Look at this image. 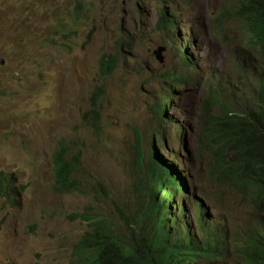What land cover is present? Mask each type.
<instances>
[{"label": "rangeland", "instance_id": "rangeland-1", "mask_svg": "<svg viewBox=\"0 0 264 264\" xmlns=\"http://www.w3.org/2000/svg\"><path fill=\"white\" fill-rule=\"evenodd\" d=\"M157 1L0 0V173L11 174L16 188L0 195V264H70L88 229L75 213L118 221L103 188L129 215L143 212L147 185L137 164V132L147 162L155 149L168 162L179 159L189 181L190 222L197 223L198 198L209 202L208 214L225 223L226 234L258 218L210 174V84L239 111L255 105L264 77L240 16L217 19L234 12L237 1L177 0L178 34L185 48L187 39L192 44L193 70L182 66L178 41L159 30ZM79 3L85 15L75 22ZM160 47L163 63L154 54ZM110 58L107 75L103 61ZM171 72L194 81L173 83ZM165 98L170 103L160 116L157 103ZM223 113L220 107L213 116ZM62 145L70 146L69 158L81 157L80 190L73 194L54 190L53 156Z\"/></svg>", "mask_w": 264, "mask_h": 264}, {"label": "trees", "instance_id": "trees-1", "mask_svg": "<svg viewBox=\"0 0 264 264\" xmlns=\"http://www.w3.org/2000/svg\"><path fill=\"white\" fill-rule=\"evenodd\" d=\"M242 1L248 7H254L252 33H257L260 57L264 59V0ZM161 27L168 28L165 18H161ZM210 100L209 112L213 105H220L219 99ZM257 100L260 105L258 110L221 121L220 133L216 137L219 146L214 150L221 161L214 171L219 184L228 186L244 198L258 216L256 228L250 229L241 238L239 247L235 246V255L244 264H264V80L260 82ZM69 150L66 145H62L54 154V190L58 192L79 191L76 175L80 171V159H68ZM151 170L150 182L157 181L152 186L154 191L148 203L151 229L144 232V226L140 223L132 224L130 218L122 212L119 224L97 217L90 210L75 214V219L82 218L88 223V230L74 247V258L70 264H209L227 255V241L215 230L211 218L200 203L197 216V233L200 237L195 236L194 228L188 223H181L184 228L182 233L170 231L167 223L171 215L163 214L164 209L159 205L154 192L163 190L164 197H174L180 193L179 180L175 179L160 159L152 163ZM163 182H166L164 187ZM12 183V175L0 173L1 194L14 192ZM123 229L131 239L124 237Z\"/></svg>", "mask_w": 264, "mask_h": 264}, {"label": "clouds", "instance_id": "clouds-1", "mask_svg": "<svg viewBox=\"0 0 264 264\" xmlns=\"http://www.w3.org/2000/svg\"><path fill=\"white\" fill-rule=\"evenodd\" d=\"M188 1L189 0H186V2H188ZM236 1H237V8L235 9L234 12H221L220 14H218L217 19L220 22V24H223L222 19H225L226 17L232 18L234 16H240V19L243 21V23L246 26L244 32H245V36L247 37L248 44L256 52V54L258 55V58L263 62L262 66L264 67V59H261V57H260V54H261L260 50L261 49L259 47V40L257 38V33H255V34L252 33L251 18H252V13H253L252 10L254 9V7H251V6L248 7V5L245 4L242 0H236ZM182 6L183 5L177 0H159V1H157L155 3V9L157 10V14L159 17L158 28H159V30H161L165 34H169L170 38L173 41H178V43H179V53L178 54H179V60L181 61L182 66L187 70H193V69H195L196 65L193 62L192 56H190V53L187 49L188 45L192 46V44H191L190 40L187 39L186 40L187 48H185V46H183L181 44L179 34H178V29L180 27L179 14L178 13H179V9ZM84 11H85V9H82L81 3H79V5L76 6L75 12H74L75 19H76L75 22H78L79 20H81L83 18V16L85 15ZM139 11H141V10L139 9ZM161 18H165L166 23L168 25L167 29H164L161 27ZM164 50H165L164 47H160L154 52L156 59L160 63L164 62V56H163ZM112 60L113 59L110 58L108 60L105 59L103 61V70H108V72L104 71L105 74H107V75L112 73V71H111ZM2 62H3V64H5V61H2ZM184 73L183 72L179 73V74L172 73V77L169 78V80L173 83H180V84H184V83L186 84L188 82L194 81V79H192V77L189 73H185V74ZM262 80H264V77L259 79L258 89L260 88V82ZM210 85H211V87H210L211 88V96L209 97L208 103H211V100H210L211 98L220 100V105H216V106L213 105L212 111L209 112L208 108L206 109V114L209 116L211 123H212V131L210 133H208V136H207V139L209 141L208 153L210 154L211 163H212V166L210 168V174L213 177V179H215V181L217 183H219V178H218L217 174L216 173L214 174L215 169L221 163L219 156L216 155L214 152V150L219 146L218 139H216L217 135L220 133L219 124L221 123V121H223L227 118H231V117L232 118H239V117H242L244 115V113H246L248 111H256L259 109L260 105H259V101L257 100V93H258V90H257V93L255 94L256 97L254 100L255 101L254 106H252V107H241L240 106V107H238L239 111H235L233 108L228 107V105L223 104L222 98H221V96L218 95V92H217V89L215 88V86L213 84H210ZM98 96H99L98 94H96L95 97L93 96L94 103H97L99 101ZM169 103H170V99H168V98H165L162 102H158L156 112L160 116L164 115L163 111L164 112L166 111ZM241 104H243V103H241ZM220 107H223V109H224L223 115L213 116L214 111ZM88 123H90L96 130L101 129V126L98 124H94V123L90 122L89 120H88ZM156 134L157 133H155L154 135H156ZM66 146L70 149L69 145H66ZM136 149H137L136 153H137L138 169L140 170V172L142 173V176L144 177V183H146V185H147L146 191H145V204H146L145 209L143 212L139 213L138 215L131 216L127 212L123 211L121 208H118L115 205V203L111 200V196L106 192L105 188L101 189L102 192L105 194L106 202L111 203L117 212L118 221L116 224L121 223L119 217H120V212H122L123 214H126L130 218V221L132 224L140 223L141 226H144L145 227L144 232H147L151 229L152 221H151V215L148 212V203L150 201L149 197L151 196L152 191H154V190H152V186L156 185L157 181H155L153 183L150 182L149 173L152 171L151 170L152 163L153 162L156 163L160 159L164 163L167 170L173 174L175 179L179 180L180 193L174 197H168V198H167V196L164 197L163 190H161V192H157V191L154 192L159 205L162 206V208L164 209L163 214L168 213L171 215L170 219L168 220V223H167L170 231L175 232V234L182 233L184 228L182 227L181 223L183 222L184 224L188 223L190 226H192L194 228L195 236L200 237V235L197 233L198 228H199V222H198L197 216L199 213L198 208H199V203H200L203 205V207H204L207 215L209 216V218H211V222L214 225L215 230L220 235L223 236V238L227 241V246L229 247L228 253L224 258H218L214 262H209V264H230L231 258L238 259V261L235 264H244L242 261H240V258H238L235 255V246L237 245V247H239L241 238L250 229L256 228V223H258L257 222L258 218L255 219L252 223H250L248 225V227L246 229H244L243 232L232 233L231 231H229V233L226 234V230L228 228L226 227L225 223L219 224L214 219V217H212L211 215L208 214L209 202L207 200H203L202 198H198V199H196V203L194 205V216L197 220V223L190 222L188 217L186 216L188 210H187V205L185 203V200L189 199L188 197H191V193H190L189 185H188L189 181L187 180V178H185L183 176L181 171H179L178 167L176 166V163L179 162V159L176 156H174V159L168 162L167 159L165 158V156L162 155L159 152V150L155 149V151H152L149 162H147L146 151H145V147H144V136L142 135V133H138V132H137V137H136ZM69 156H70V150L68 152V159L79 158L80 159L79 168H81V157H80V155H75L73 158H69ZM53 161H54V156H53ZM231 164H232V161H231ZM79 173H80V171H79ZM79 173L76 175V178L78 181H79V179H78ZM55 182H56V176H55V164H54V183ZM165 184H166V182H163L162 186L164 187ZM11 188H14V187H11ZM220 188L227 190L229 193L240 196L236 192L232 191V189L229 188L228 186L225 187L224 185L220 184ZM79 190H80V182H79ZM15 191H16V188H14V192ZM14 192H11L7 196H11L12 193H14ZM55 192H58V191L55 190ZM65 194H73V193H65ZM0 195H3V194L0 193ZM240 198H242V197L240 196ZM166 199H167V202H165ZM242 199L244 200V202L246 204H248L250 206L251 210L253 211L251 205L244 198H242ZM253 213H254V211H253ZM75 214H79V213H75ZM183 215H184V218H182ZM121 228H122V226H121ZM122 232H124V229ZM123 234H124V237H126V238L129 237L128 232H126V233L124 232ZM229 235H232V240H229V238H228ZM131 238L132 237H130L128 239H131ZM230 245H232V253H231V246Z\"/></svg>", "mask_w": 264, "mask_h": 264}, {"label": "bare ground", "instance_id": "bare-ground-1", "mask_svg": "<svg viewBox=\"0 0 264 264\" xmlns=\"http://www.w3.org/2000/svg\"><path fill=\"white\" fill-rule=\"evenodd\" d=\"M194 41V40H193ZM198 71H200V70H198ZM170 95V94H169Z\"/></svg>", "mask_w": 264, "mask_h": 264}]
</instances>
